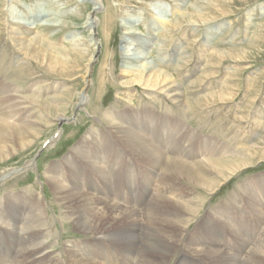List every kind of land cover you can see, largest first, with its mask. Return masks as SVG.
<instances>
[{
	"label": "rangeland",
	"instance_id": "rangeland-1",
	"mask_svg": "<svg viewBox=\"0 0 264 264\" xmlns=\"http://www.w3.org/2000/svg\"><path fill=\"white\" fill-rule=\"evenodd\" d=\"M135 37L155 69L151 73L130 71L124 63L131 48H138L129 44ZM5 90L36 128L22 149L10 133L9 156L0 158V177L7 173L0 179V216L7 222L21 200L39 201L51 259L65 257L71 245L95 241L73 220L82 203H76L77 197L85 201L99 191L123 204L132 200L128 181L135 183V174L145 168L121 141L122 126L134 128L133 121L141 120L145 109L154 110L157 119L174 116L183 127L179 136H187L184 145L190 143L193 150H227L216 158L226 165L224 173L207 176L212 187L171 180L176 194L186 195L190 205H201L187 216L184 240L205 231L204 220L218 216L206 212L217 208L221 217L245 213V228H253L249 248L264 247V224L259 229L249 211L255 200H264V0H0V93ZM123 110L126 118L118 122L122 129L110 127V114ZM100 143L104 147H97ZM104 150L115 169L132 163L138 172L133 170L130 177L105 170ZM86 158L101 162L99 169L108 175L102 180L94 175L98 191L89 187ZM159 173L151 194L159 190ZM52 174L71 190L69 197H61L52 186ZM113 217L117 221L118 213ZM215 219L220 222L217 244L240 254V238ZM0 228V264H12L14 255H7L6 248L12 241ZM238 232L244 239L251 236ZM182 247L188 251L180 246L166 256V264L175 262Z\"/></svg>",
	"mask_w": 264,
	"mask_h": 264
},
{
	"label": "bare ground",
	"instance_id": "bare-ground-1",
	"mask_svg": "<svg viewBox=\"0 0 264 264\" xmlns=\"http://www.w3.org/2000/svg\"><path fill=\"white\" fill-rule=\"evenodd\" d=\"M87 24L92 28V25L90 26L88 21L86 22V26ZM90 34L93 38L92 31H90ZM129 44L138 46V48H131V50H134L131 53L132 55L127 53L124 60L127 69L138 71L141 68L142 72L145 70L148 72L152 71L154 67L151 61L147 60L146 52L139 49V47L143 48L139 39L137 37L129 39ZM150 75L148 73V76ZM137 81L135 80L136 83ZM147 81L148 79H146ZM6 93V90L4 93H0V104H2L0 107V158L2 159H6L9 156L10 145L13 143L11 138L12 132L14 134V142L22 149L25 146L27 147L29 137L32 138L33 135L32 127H35L32 121L29 120V115H24L23 112L19 111V107L13 105V99H8ZM175 94L179 96L178 92ZM125 113L126 110L111 113L110 127L115 128L116 125H119V129H122L118 122L126 118ZM156 115L157 113H154V110L145 109L144 114L140 117L145 124L141 123L139 118H136L132 124V126H135L134 128H129V124L126 128L122 126L125 136L121 141H125V144H123L128 148V151L131 153L130 155L133 157L138 156L137 159L141 158V162L144 164L143 168H145L143 171L141 170V175L135 174V183L131 184V180L128 181L129 188L134 191L130 202L123 204L112 200L111 195L109 197L100 195L98 189L93 188L95 182L94 175H96L97 180L106 179L108 175L104 171L108 169L131 177L133 170L138 172V169H135L134 165L129 161L126 162L127 164L131 163L128 167L115 169L107 162L106 158L108 159L109 153L105 150L104 171L99 169V167L102 168L101 162L98 163L96 160H88L86 158V163L91 168L89 173L92 175L88 176L90 180L88 182L89 187L93 188L94 191H98V193L93 192L92 198L85 197V201L82 200L84 197H77L75 199L76 203H80V200L82 203L74 209L73 220L75 219L76 223L80 225L78 227L83 229V231L92 233L95 241L71 245L65 252V257L63 256L62 259L56 258V260L51 259L50 253L49 255L46 253L47 245L44 242L46 239L43 241L45 230L42 228V222L45 215L43 216L40 202L30 203L27 202V199L21 200V202H17L21 208L17 210L16 215L7 214V219H9L7 222L9 223L4 222L0 216V226L6 231L5 234L12 241V244L10 246L7 244L8 247H6L7 253H9L7 255H14L11 257V260L9 258L12 264H166V256L177 251L180 246L188 247V251L182 247L183 249L179 251V256L172 264H264V247L260 245L259 249L255 251H251L249 248V243L253 236L251 229L253 228H245L247 224L246 219L244 220L243 218V214L245 213L232 215L227 212V216L222 215L221 217V212L216 211L217 208H209L206 212L207 216L212 212L218 214V216L215 215L212 221L204 220L206 224H204L205 231H200L201 227L198 225L197 227L199 228H196L200 231L198 232V236H195L191 240H184L183 234L187 229L188 223L187 216L189 214L191 216V213L196 214L201 205L192 204V206L190 205L191 203H188L189 200L185 199V194V196L176 194L171 180L184 179L197 186L204 188L212 187L213 181L207 176L211 173H218L219 175L224 173L226 165H222L216 158L218 156L220 158L223 152H227V150H218L217 147L211 146L208 148L202 146L198 151L193 150L190 143L188 146L184 145L185 141H187V136H179L183 127L180 126L179 121L173 118L174 116H169V119H157L158 116L156 117ZM154 121H156V124H152ZM140 127L143 130H140ZM177 128L176 135L172 134ZM177 136L180 137L178 140L175 139ZM173 140L175 142L171 144L170 142ZM167 144L170 147L165 152L164 149ZM102 145L104 147V143H100L97 147ZM158 172H160L158 175L160 180L159 190L151 194L152 189L150 185L153 184L152 181H155V176H157L155 174ZM151 175L152 177L149 178ZM6 176L7 173H4L0 179ZM166 177L168 179H165ZM50 183L55 187L56 191L59 190L61 197L67 198L71 195V190L63 185V180L59 176H51ZM105 192H108V190L105 189ZM138 193L141 199L137 207H134L137 201L133 203V200ZM249 200L253 201V198ZM144 203H146V207L141 209ZM221 205L225 206V204ZM249 211L251 218L252 216H256L258 219L257 225L261 229L264 224V200H255V203L249 207ZM113 213H118L117 221L111 219ZM215 218L223 222L220 227L222 226L227 232L240 238H237L240 240V247H242L238 250L240 254L229 252L230 248L224 244L222 246L220 243L219 245L217 244L215 239L220 234L218 228V223L220 222ZM179 229L180 232H178ZM0 231L2 234L1 228ZM238 231L246 233V236L248 233L251 234L250 239H244L245 237ZM0 240L3 243V239L0 238ZM102 243L108 244V247H105ZM249 251L250 254L248 255Z\"/></svg>",
	"mask_w": 264,
	"mask_h": 264
}]
</instances>
